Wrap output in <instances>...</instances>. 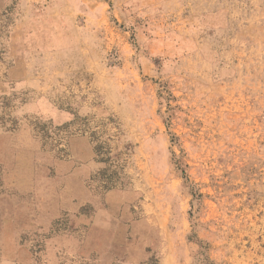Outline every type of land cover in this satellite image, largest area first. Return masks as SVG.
Returning a JSON list of instances; mask_svg holds the SVG:
<instances>
[{
  "label": "rangeland",
  "instance_id": "rangeland-1",
  "mask_svg": "<svg viewBox=\"0 0 264 264\" xmlns=\"http://www.w3.org/2000/svg\"><path fill=\"white\" fill-rule=\"evenodd\" d=\"M67 1L66 51L13 46L5 14L0 264H264V25L177 62L113 0ZM77 171L94 200L67 210Z\"/></svg>",
  "mask_w": 264,
  "mask_h": 264
},
{
  "label": "crops",
  "instance_id": "crops-1",
  "mask_svg": "<svg viewBox=\"0 0 264 264\" xmlns=\"http://www.w3.org/2000/svg\"><path fill=\"white\" fill-rule=\"evenodd\" d=\"M112 2L116 3L113 11L119 22L130 24L138 20L143 22L139 37L146 40L150 54L155 55L156 58L169 55L172 61L177 62L188 60L190 56L205 55L209 52L206 47L227 45L228 40L239 36L248 41L249 47H258L260 29L264 25V0H113ZM108 4H112L111 0ZM67 9V0H0V55L3 57L1 50L4 23L7 19L5 14L9 18L6 22L10 23L13 46H16L20 36H24L25 31L31 35V29L39 30L41 33L55 29L58 31L57 47L59 51H66L69 22ZM70 27L75 26L71 24ZM125 34L128 35L127 32ZM46 36L48 40L51 37L49 33H44L43 37ZM115 38L111 35L114 43L117 42ZM43 39L46 41V38ZM143 61L145 66H150L151 60L145 58ZM78 176L77 171L75 178ZM68 180L75 182V188L67 185V194H65L67 210L79 211L85 204L93 203L94 197L81 179L73 180L70 176ZM122 196L119 191H112L107 195L108 208H104L103 212L108 219L113 216L110 214V208L114 207Z\"/></svg>",
  "mask_w": 264,
  "mask_h": 264
}]
</instances>
